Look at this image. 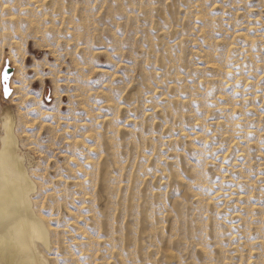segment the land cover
<instances>
[{
    "label": "rangeland",
    "instance_id": "rangeland-1",
    "mask_svg": "<svg viewBox=\"0 0 264 264\" xmlns=\"http://www.w3.org/2000/svg\"><path fill=\"white\" fill-rule=\"evenodd\" d=\"M0 3L48 264H264V0Z\"/></svg>",
    "mask_w": 264,
    "mask_h": 264
},
{
    "label": "bare ground",
    "instance_id": "bare-ground-1",
    "mask_svg": "<svg viewBox=\"0 0 264 264\" xmlns=\"http://www.w3.org/2000/svg\"><path fill=\"white\" fill-rule=\"evenodd\" d=\"M7 18L9 20V16ZM6 21H7V19H6ZM1 28L3 30V27H1ZM4 30H5V27H4ZM3 32L5 33V31H3ZM236 33H238V32H236ZM249 39H251V38H249ZM249 39H247V40H249ZM243 41H244V43L246 42L245 38H244ZM251 42H253V41H251ZM247 44H250V43L248 42ZM250 45H248V46H250ZM245 47H247V45ZM244 50L245 49L243 47V50H241V51L243 52ZM243 54H245V53H243ZM212 58H214V57H212ZM214 59H212V60H214ZM213 63H215V62H212V65H213ZM219 64H221V63H219ZM218 66H220V65H218ZM221 66H223V65L221 64ZM225 67H226V64H225ZM214 68L216 69V66H214ZM219 68L220 67H218V69ZM220 70H221V68H220ZM220 70H218V73L221 72ZM229 70H231V69H229ZM12 71H13V69H12ZM230 72H234V71H230ZM224 73H225V71H224ZM230 74L232 76V73H230ZM234 74H236V72ZM237 74H236V76H237ZM242 74L240 73L239 75H242ZM234 76L235 75H233V77ZM218 77H219V75H218ZM235 78L236 77H234V79ZM239 78H241V77H238L237 79H239ZM242 78H243V76H242ZM217 80L218 79H216V81ZM243 80L241 79L240 82L243 81ZM9 87L13 91V88L11 87L10 83H9ZM210 89H211V87H210ZM261 91L262 90H259V92H261ZM11 93H13V92H11ZM263 93H264V91L262 92V94ZM231 109H233V108H231ZM222 122H224V121H222ZM222 122H219L217 124H220V123L222 124ZM228 122H230V121H228ZM15 126H16V121H14V118H13L12 114L8 110H4L2 112V114L0 115V152H3L8 157V159L11 161V166H12L11 167V174L14 177V180L11 183L10 187L5 189L3 193H0V264H48V260L50 258L48 259L47 255H44V251H46V253H47V251L49 250V254H50V252H51L50 249H53V248H51V247H53L51 245L52 244V236H51V231L52 230L49 227V225L47 224V222L39 215V213L35 209L34 193L37 192L38 184H37V182L34 180V178L31 175V170L32 169H30V167L32 166V161L33 160L31 161V159L29 157H27L25 155V153H23L20 150L19 145H18V143H19L18 135H17ZM247 130H248V128H247ZM245 133L249 134L247 131ZM245 133L243 132V134H245ZM254 135H256V134H254ZM93 136H95V135H93ZM257 136H258V134H257ZM247 139L249 140V138H247ZM171 142H169V143H171ZM72 159H74V158H72ZM70 160H71V158H70ZM262 179H263V177H262ZM262 179H261V181H262ZM240 190H241V188H240ZM236 193L238 194V191ZM239 194L237 195L238 197L240 196ZM242 196H244V193H243ZM235 197H236V195H235ZM244 197H246V196H244ZM239 199H240V197H239ZM247 199H246V202H247ZM234 200L236 202H239V201L236 200V198H234ZM240 200H242V198ZM244 201H245V199H244ZM244 244H245V242H244ZM202 247H204V244L202 245ZM201 249H204V248H201ZM50 260L52 261V259H50ZM75 261H76V264H78V261L74 259V262Z\"/></svg>",
    "mask_w": 264,
    "mask_h": 264
},
{
    "label": "clouds",
    "instance_id": "clouds-1",
    "mask_svg": "<svg viewBox=\"0 0 264 264\" xmlns=\"http://www.w3.org/2000/svg\"><path fill=\"white\" fill-rule=\"evenodd\" d=\"M11 167V161L3 152H0V193L10 187L14 180L11 174Z\"/></svg>",
    "mask_w": 264,
    "mask_h": 264
},
{
    "label": "snow or ice",
    "instance_id": "snow-or-ice-1",
    "mask_svg": "<svg viewBox=\"0 0 264 264\" xmlns=\"http://www.w3.org/2000/svg\"><path fill=\"white\" fill-rule=\"evenodd\" d=\"M231 75V74H229ZM9 80H10V76L7 70V67L5 68L4 72L2 74H0V83L3 84V94L5 97H8L11 95L12 89L9 87ZM50 98V96H49ZM49 189H45L43 191H48ZM39 198V194L37 195V199ZM47 211V210H45Z\"/></svg>",
    "mask_w": 264,
    "mask_h": 264
},
{
    "label": "water",
    "instance_id": "water-1",
    "mask_svg": "<svg viewBox=\"0 0 264 264\" xmlns=\"http://www.w3.org/2000/svg\"><path fill=\"white\" fill-rule=\"evenodd\" d=\"M7 67V70H8V73H9V76H11V72H12V68L9 66V65H5L3 68H2V71H1V74L4 72L5 68ZM2 84V83H1ZM2 93H3V84H2ZM4 96V94H3ZM5 97V96H4Z\"/></svg>",
    "mask_w": 264,
    "mask_h": 264
}]
</instances>
